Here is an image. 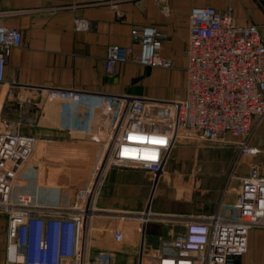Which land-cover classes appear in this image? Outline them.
Here are the masks:
<instances>
[{"label": "built area", "instance_id": "1", "mask_svg": "<svg viewBox=\"0 0 264 264\" xmlns=\"http://www.w3.org/2000/svg\"><path fill=\"white\" fill-rule=\"evenodd\" d=\"M230 10L191 7L182 98L7 83L18 100L25 98L24 90H30L47 101L86 106L82 132L87 142L98 146V159L90 179L77 189V205H57L52 192L34 190L29 175L24 176L36 137L21 132L18 119L0 118V211L7 215L8 242L5 264H111L108 254L89 256L87 222L92 217L89 213L98 210L93 201L111 167H139L157 177L173 147L185 140L218 144L229 143L230 136L241 152H255L248 147V137L256 125L264 123V42L257 25L236 22ZM130 39L138 52L131 45L107 46L108 72L122 62L171 65L160 54L162 33L157 27H133ZM21 43L18 28L0 24V85L6 84L8 56ZM237 179L231 216L215 213L181 219L184 230L175 234L168 251L150 252L151 264H235L236 257L247 251L250 229L264 226V175L259 165L253 164L248 175ZM121 213V217H136L138 264H142L150 217L140 215L155 214L149 209ZM121 231L115 228L118 234Z\"/></svg>", "mask_w": 264, "mask_h": 264}, {"label": "crops", "instance_id": "2", "mask_svg": "<svg viewBox=\"0 0 264 264\" xmlns=\"http://www.w3.org/2000/svg\"><path fill=\"white\" fill-rule=\"evenodd\" d=\"M164 5L153 0H0V24L16 27L22 34L21 45L14 47L7 59L6 84L0 85L2 117L18 119L21 124L19 130L37 139L68 136L71 141L86 140L82 132L88 117L86 106H66L61 100L47 101L30 90H24L25 97L28 94L34 96L18 100L17 94L10 92L7 83L56 85L100 93L163 95L162 86L166 85V78L160 70L146 69L136 62H122L115 65L114 72H108L105 69L107 46L131 45L134 52H138L137 45L131 44V29L153 25L163 33L160 54L176 63L182 58L184 69L189 14L195 5H212L219 10L232 5L236 22L257 25L264 42V0H167ZM183 72L184 86L179 98L185 94ZM172 93L167 96L172 97ZM227 139L229 143H208L204 147L208 149L206 155L211 157L210 161L203 160L204 154L197 152V149L195 152L200 161L187 167L183 161L180 162L185 148L173 149L170 155L174 152L178 171L174 176L175 183L171 186L167 178L168 164L172 159L170 156L164 166L165 175L162 174L161 183L154 191L151 188V175L146 170L139 167L110 168L105 176L113 183L127 185L124 197H146L143 206L134 205L137 201L134 198L127 199L129 207L112 208L141 211L149 205L150 210L161 217L175 214L195 217L215 213L231 216L230 205L235 201L239 187L237 176L247 175L252 163H257L264 174V123L256 125L250 137L249 144L258 148L253 154H236L234 159L235 147L231 142L235 140L230 136ZM216 151L222 152V157L227 161L220 164V161L212 158ZM147 187H150L148 191ZM119 190L118 187L115 189L117 194L112 192L109 196L106 192L102 195L100 189L97 205L100 206L99 197H118ZM155 197H162L164 203L155 204ZM100 207L109 209L108 206ZM153 224L156 228L159 226L150 222L148 227ZM175 226L179 228L176 232L184 230L182 224ZM148 227L142 264L152 263L146 245L150 231ZM6 231L7 215L0 212V264L5 263ZM149 235L156 238L172 236L164 235L159 229H154L153 234ZM97 242L98 245L92 243L90 257L97 256V245L111 249L114 254L112 264H131L132 256L133 264H138L139 245L124 243L120 250L110 240L99 239ZM235 264H264V226L250 229L247 251L236 257Z\"/></svg>", "mask_w": 264, "mask_h": 264}, {"label": "rangeland", "instance_id": "3", "mask_svg": "<svg viewBox=\"0 0 264 264\" xmlns=\"http://www.w3.org/2000/svg\"><path fill=\"white\" fill-rule=\"evenodd\" d=\"M167 2V1H166ZM166 2L162 3L165 4ZM159 3V2H157ZM231 9L233 14V6L228 5V7L224 10ZM162 33V32H161ZM162 39H163V33H162ZM185 53V51H184ZM167 61L171 63L170 66L167 68L165 67H151L144 65L143 67L148 69H157L162 72V76H165L166 78V85L162 86V89H164L165 93H162L163 95L157 96L154 93H151L148 96H157V98H179L183 91L184 86V69L182 66L183 59L179 60V63H176L175 61H172L171 59L165 58ZM184 65V63H183ZM169 80V82H168ZM173 92V96L168 97L167 95H171L170 92ZM179 91V94H176L178 97H176L175 93ZM15 92V91H14ZM1 93V92H0ZM28 94V93H27ZM32 95V94H30ZM29 94L26 95V97L22 100H27V98H30ZM34 96V95H32ZM39 97V96H38ZM3 96L1 97L0 94V118L2 117L1 113V104H2ZM1 120V119H0ZM253 132V131H252ZM252 132L250 136L248 137V144L250 137L252 135ZM36 143L34 146V149L29 157L28 164L26 167V170H24V176L30 177V180L33 181V187L34 190H37L39 192H45L49 193L52 192V199L56 201L57 205H67V206H73L75 203L77 205V189L82 186L86 181L90 179L91 170L96 165V161L98 159V146L93 142H87L86 140L81 141H71L68 136L64 138H36ZM239 140V139H237ZM232 143V142H231ZM208 143L206 142H191L188 140L182 141L180 143H177L173 149L176 147H184L186 152L182 159H180V162L183 161L185 167L189 166V164H194L195 162H199L200 160L197 159V152H202L204 154L203 160H209L211 157H208L206 155V152L208 149H205L204 147L207 146ZM209 145V144H208ZM232 145L235 147V156L243 154L239 150L236 144L234 142ZM249 148L258 150V148L254 145L249 144ZM172 149V150H173ZM197 149L199 151L195 152ZM253 152V153H255ZM247 153V152H245ZM249 153V154H253ZM174 152L172 155V159L170 160L168 164L167 171L170 185L172 186L175 183L174 176L176 172V158L174 156ZM202 155V154H201ZM217 156V157H216ZM221 156V158H220ZM212 158H215L216 160L220 161V164L227 161L225 158L222 157V152L216 151V155ZM233 159V161H235ZM213 160V159H212ZM232 161V163H233ZM222 162V163H221ZM237 162V161H235ZM234 162V164H235ZM253 164L252 163L251 167ZM172 165V168H171ZM192 167V166H191ZM113 168V167H111ZM114 168H127V167H114ZM110 169V168H109ZM107 169L104 174L109 170ZM166 169V168H165ZM162 173H160L157 177L153 175L152 173L148 172L151 175V188L154 191V188L161 183L160 178L162 177V174H164V170ZM251 169V168H250ZM250 172V171H249ZM249 174V173H248ZM247 174V175H248ZM165 175V174H164ZM264 175V174H263ZM243 176V175H238ZM101 194L107 193V195L111 196L110 194L112 192H115V189L119 187V194L118 197H99L98 204L100 206H108L109 209L100 207L97 205V198L96 196L95 200L93 201V206L98 209L95 213H89L91 214V218L88 219L90 230L88 233V245H89V251L92 248V243H99L97 240H110L114 244L117 249L121 250V247H123L122 244L124 243H131L138 245L139 239L138 236H136V231L138 229V223H136V217H121L123 214L122 211H128V212H141L145 209H142L141 211H134V210H121L113 207L118 206H128L127 199H137L136 204L137 206H143V202L146 197H124L123 195L125 191H127V185L122 183H113L112 181L108 180V176L106 177L104 175L103 179L101 180ZM36 188V189H35ZM147 187V191H148ZM145 192V190H143ZM100 192V190H99ZM121 193V195H120ZM102 194V195H103ZM117 194V193H116ZM128 196V195H127ZM39 199L43 197H38ZM162 197H155V204L157 202L164 203L162 200ZM126 200V201H125ZM134 203V202H133ZM167 204V203H166ZM146 209L150 210V206ZM121 211V212H120ZM151 211V210H150ZM1 212V211H0ZM151 213H154V211H151ZM155 217H150V222H154L158 224L159 226L154 227L153 225H148V236L146 238V245L147 248H149L150 252H154L156 250H163L168 251L170 248V242L175 236L176 233L181 232L177 231L176 229H179L177 224L181 225V219H184L185 217H182L181 215H172V216H159L157 213H154ZM157 215V216H156ZM174 216V217H173ZM201 215L195 216L199 217ZM92 220V221H90ZM106 223V225H104ZM148 223V224H149ZM155 224V225H156ZM88 227V223L87 226ZM120 227L122 229L121 233L118 234V232H115V228ZM174 227V228H173ZM154 229H159L164 235H172L171 237L168 236V238H156L152 237L149 234H153ZM104 230V232H103ZM106 230V231H105ZM175 231V232H174ZM138 233V232H137ZM86 242H87V235H86ZM6 255H5V263L7 261V239H6ZM110 243V242H109ZM98 245V244H97ZM95 245V248H97V255L99 254H108L110 257V263L112 264L114 259V254L109 247H101ZM112 245V244H110ZM133 247V246H132ZM130 249H132L130 247ZM134 249V247H133ZM90 253V252H89ZM134 257L132 256L131 264H133ZM133 261V262H132ZM4 263V264H5Z\"/></svg>", "mask_w": 264, "mask_h": 264}, {"label": "bare ground", "instance_id": "4", "mask_svg": "<svg viewBox=\"0 0 264 264\" xmlns=\"http://www.w3.org/2000/svg\"><path fill=\"white\" fill-rule=\"evenodd\" d=\"M146 214H147V213H146ZM146 214H145V215H140V217H141V218H144V219L151 217V216L146 215ZM11 249H12V247L10 246V250H11Z\"/></svg>", "mask_w": 264, "mask_h": 264}, {"label": "snow or ice", "instance_id": "5", "mask_svg": "<svg viewBox=\"0 0 264 264\" xmlns=\"http://www.w3.org/2000/svg\"><path fill=\"white\" fill-rule=\"evenodd\" d=\"M155 142V141H154Z\"/></svg>", "mask_w": 264, "mask_h": 264}]
</instances>
